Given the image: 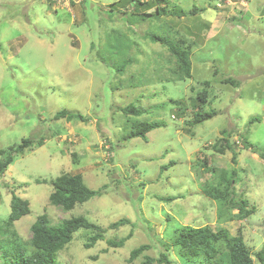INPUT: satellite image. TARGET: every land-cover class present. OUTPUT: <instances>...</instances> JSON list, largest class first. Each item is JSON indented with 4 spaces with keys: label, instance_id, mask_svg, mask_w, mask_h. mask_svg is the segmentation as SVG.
Here are the masks:
<instances>
[{
    "label": "rangeland",
    "instance_id": "1",
    "mask_svg": "<svg viewBox=\"0 0 264 264\" xmlns=\"http://www.w3.org/2000/svg\"><path fill=\"white\" fill-rule=\"evenodd\" d=\"M164 1L167 13L185 14L158 16L152 0H0V149L34 139L0 176V222L13 191L29 202L30 212L12 227L29 250L30 225L43 212L52 225L82 214L104 230L90 247L84 243L92 232L75 231L57 264H143L161 252L172 264H196L171 245L182 225L224 227L252 254L264 244V0H246L232 14L226 0ZM146 7L151 15L141 14ZM214 19L223 24L210 30ZM154 34L189 52V77L169 78L174 57ZM204 87L203 109L216 114L191 127L190 100ZM131 103L148 110L121 111ZM59 110L85 120L54 119ZM138 121L161 124L144 138L127 137ZM221 170L235 180L230 197L245 199L249 215L209 195ZM62 172L106 187L65 212L48 198ZM122 217L129 223L109 227ZM129 234L122 246H109ZM141 244L149 248L129 262Z\"/></svg>",
    "mask_w": 264,
    "mask_h": 264
},
{
    "label": "trees",
    "instance_id": "2",
    "mask_svg": "<svg viewBox=\"0 0 264 264\" xmlns=\"http://www.w3.org/2000/svg\"><path fill=\"white\" fill-rule=\"evenodd\" d=\"M151 0H139L140 3L150 4ZM155 5L152 6L155 10L154 13L159 15L164 14H177L178 17L185 13H167L164 0H152ZM52 2H54L52 0ZM72 3V1L70 2ZM153 5V4H152ZM152 7H146L149 10ZM141 14H152V11L142 12ZM151 40L160 42L167 46L171 55L174 57L175 65L169 68V78L189 77L191 70V63L189 60V52L181 50L177 45L173 44L168 37L151 35ZM179 42L184 43L183 39ZM181 44V43H180ZM92 48V46L90 47ZM123 65H126L124 63ZM117 70H120L118 68ZM122 71V70H120ZM216 72V71H215ZM167 78V79H169ZM228 81V79H223ZM206 86V84H205ZM208 90L204 87L198 91L195 96L191 97L190 105L193 107L192 119L189 125L193 127L202 121L213 117L216 111H205L203 105L207 102ZM177 105L180 103L172 101ZM180 111L184 108L179 107ZM147 108L137 107L134 104L126 105L121 109L126 114L133 116H140L144 112H147ZM54 119H79L85 120L84 116L80 113L71 112L67 110H59L54 114ZM255 118H251L253 121ZM159 121H138L132 124V129L127 137L142 136L145 137V133L155 126H159ZM190 133L192 130L189 129ZM223 145L230 149L232 145L228 142V139L223 138ZM37 141V145H42L43 138ZM221 141L217 142V146L221 145ZM34 143V139L26 137L21 140L15 146H10L8 149H0V155L3 157L0 159V176L7 170L9 164L12 162L15 154H20L24 149L29 148ZM242 143V142H241ZM216 148V146H214ZM222 147L217 151H222ZM203 165L206 166L208 160L203 157ZM234 159V157H233ZM216 168H211V171ZM222 174H219V180L216 185H209L212 189H207L209 195L218 200L220 205L226 207H236L243 216L249 215L253 209H247V202L245 199L240 198L238 201H234L232 195L230 197V187L234 184L233 179L228 178L221 170ZM233 173V172H232ZM45 182V180H42ZM52 191L49 194V203L54 206L60 207L63 211H69L76 205H80L92 197L99 196L105 185L92 189L89 188L84 182L80 173L70 174L68 172H62L54 179L51 180ZM222 186V188H220ZM227 206V207H228ZM30 212L29 202L16 195L13 191L10 199V212L7 218L0 222V264H57V254L72 239L73 233L80 228L89 229L92 233L87 237L84 243L85 247H90L103 237V228L98 224L90 221L86 216L71 215L68 218H63L58 224L52 225L47 213L43 212L39 214L35 221L30 225L31 237L28 240V244L32 247L29 250L27 244L23 241L22 237L12 228L13 222L19 220L22 216ZM129 223V219L122 217L116 221L110 223V228H117L119 226ZM131 236L120 238L118 241H109V246L119 247ZM219 244H224L227 250V254L223 256ZM171 245L179 246L182 249L183 254L189 262H195L196 264H264V244L256 250L253 254L247 248L245 241L241 235H230L226 228L217 227L213 228L210 225L203 226H189L182 225L178 229L176 236L172 239ZM149 248L148 244H141L130 250L128 261L132 262L136 257L141 255L145 250ZM169 248L165 245V250ZM143 264H172L166 252H161L158 257L144 256Z\"/></svg>",
    "mask_w": 264,
    "mask_h": 264
},
{
    "label": "crops",
    "instance_id": "3",
    "mask_svg": "<svg viewBox=\"0 0 264 264\" xmlns=\"http://www.w3.org/2000/svg\"><path fill=\"white\" fill-rule=\"evenodd\" d=\"M44 1H47L48 3H49V0H44ZM72 1V6H74V5H76L77 3H81L83 0H71ZM240 1H244L245 3H246V0H234L233 1V3L234 2H236V5H228V4H226V1H225V3H224V5H222V7L223 6H228V12L230 13V14H232V13H234V11L235 10H238V4L239 3H237V2H240ZM219 4H217L216 6H218ZM149 11H151L150 9H149ZM83 15V14H82ZM216 18V17H215ZM217 18H219V17H217ZM224 18H225V16H224ZM226 19V18H225ZM219 23L220 24H223V22L220 20V19H214V20H212V22L210 23V30H212L213 28H212V26L214 27V29H216V27L219 25Z\"/></svg>",
    "mask_w": 264,
    "mask_h": 264
},
{
    "label": "built area",
    "instance_id": "4",
    "mask_svg": "<svg viewBox=\"0 0 264 264\" xmlns=\"http://www.w3.org/2000/svg\"><path fill=\"white\" fill-rule=\"evenodd\" d=\"M55 3H59V2H62V3H64V5L65 4H67V3H70V1L71 0H53ZM237 3H239L240 5H246V3L244 2V1H240V2H237ZM226 4H228V5H236V2H234L233 3V1H231V0H226ZM66 7V6H65ZM238 9H240L239 7H238ZM234 141H235V143L236 144H239L240 143V141H239V139H234ZM234 143V142H233Z\"/></svg>",
    "mask_w": 264,
    "mask_h": 264
}]
</instances>
